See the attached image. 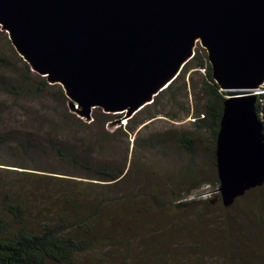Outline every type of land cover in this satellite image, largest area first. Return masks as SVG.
I'll return each instance as SVG.
<instances>
[{
    "label": "water",
    "instance_id": "water-1",
    "mask_svg": "<svg viewBox=\"0 0 264 264\" xmlns=\"http://www.w3.org/2000/svg\"><path fill=\"white\" fill-rule=\"evenodd\" d=\"M0 29L78 117L121 124L151 105L198 45L227 92L216 142L224 206L264 184V0H0Z\"/></svg>",
    "mask_w": 264,
    "mask_h": 264
},
{
    "label": "rangeland",
    "instance_id": "rangeland-1",
    "mask_svg": "<svg viewBox=\"0 0 264 264\" xmlns=\"http://www.w3.org/2000/svg\"><path fill=\"white\" fill-rule=\"evenodd\" d=\"M0 57L4 58V63L0 60V83L4 80L7 85L21 87L28 80L24 76L35 81L37 73L26 68L27 63L1 29ZM183 73L184 69L171 88L160 93L156 107L148 105L116 125L111 122L121 119V115H106L99 109L93 111L91 121L78 117L57 87L43 100L45 104L26 97L16 100L0 91V121L18 132L39 126L40 120L35 124L37 118H44L47 123L44 115L48 114L43 108L55 107L50 117L62 129L52 134L54 139L72 147L78 163L89 162L92 166V171L80 168L72 176L69 174L75 163L63 161L58 165L63 172L59 177L100 183L89 188L108 192L112 198L130 197L108 203L103 211L110 214L108 230L99 226L100 232L98 227L95 232L102 237L108 232L111 238L93 241L89 250L67 264H264V184L226 207L217 195L220 183L216 148L208 129L196 134L193 159L182 149L181 138L196 128L195 110L202 108L199 87L205 71L190 70L185 75V85ZM257 93H264V87ZM153 108L161 113L147 119L146 113ZM46 123L40 128L44 135L51 131ZM6 126H0V133ZM155 136L164 142L154 148L145 146L146 140ZM1 153L4 163L0 162V182H15L14 178H22L23 172L38 175L33 187L50 186L47 178L55 175L48 172L49 167L57 164L46 159L47 155L42 159L33 154L31 161L13 143L5 144ZM104 166L123 171L119 182L83 177ZM186 192L192 194L182 197ZM183 201L193 202L177 208L176 204Z\"/></svg>",
    "mask_w": 264,
    "mask_h": 264
},
{
    "label": "trees",
    "instance_id": "trees-1",
    "mask_svg": "<svg viewBox=\"0 0 264 264\" xmlns=\"http://www.w3.org/2000/svg\"><path fill=\"white\" fill-rule=\"evenodd\" d=\"M0 60L4 63V58L0 57ZM26 68L30 70L28 64H26ZM183 69L184 85L185 75L190 70L205 71L199 87L203 97L202 108L195 110V114L198 117L197 120H194L196 128L185 134L180 142L182 149L193 159L196 134L198 135L201 129H208L216 148L227 92L221 90L213 79L212 68L203 48H196L194 57ZM24 77L29 81H25L26 84L21 87L14 84L7 85V82L3 80L0 83L1 93L8 97H14L16 100H22L26 97L35 102L41 101L44 104L43 100L49 96L52 88L57 87L63 96L64 90L60 85L49 84L47 79L39 74H36L35 81H32L28 76ZM172 84L166 90L171 88ZM158 96L151 104V107H156ZM53 107V105H46L43 108L46 110L45 113L48 114L47 116L44 115L45 118L48 117L47 123L44 118H37V122L36 119H33V122H36L35 124L40 120V124L37 127L31 126L33 128L29 131L18 132L17 129L11 127L12 125L6 126L4 122L0 121V126H6L3 129L4 131L0 133V155H3L1 152L4 150L5 144L13 143L16 149L23 150L24 156L31 161H34L32 158L33 154L35 156L39 155L40 158L47 155V158H45L52 159L57 166L63 161H73L75 163L74 170L70 171L69 175L75 176L80 168L91 169L92 171V166L89 162L78 163L76 151L72 147L54 139L55 137L52 134H58L62 129V125L57 124L53 121L55 119L50 117L51 111H54L55 108ZM256 110L264 125V93L258 95ZM159 113L161 111L153 108L146 113L147 119H152ZM30 118L28 119L31 120ZM43 123L51 126V131L47 132L46 135L40 129ZM35 128L37 129L35 130ZM163 142L164 139H161V137H150L146 140L145 146L154 148V146ZM214 155L216 156V152H214ZM0 162L3 161L0 160ZM13 166L20 167L18 165ZM57 166L49 167L51 171L48 172L55 175L47 178L51 182L50 186L38 184L33 187V180L38 175L23 172L20 174L22 178H14L17 179L15 182H0V264L72 263L79 254L91 248L93 241L96 240L95 242H97L100 238H111L108 232H105L103 237L102 234L95 232L97 227L98 232H100L99 226L104 230H108V223L111 222L110 214L105 215L103 211H106L105 208L108 203H113L117 200H130V197L125 195L112 198L108 192H95L96 190L89 188V186H95V184L99 186L100 183H84L82 181H73V179L66 177H59L63 172H61L60 166ZM30 169L37 170V168ZM92 173L88 171V174L83 177L99 181H114L116 183L123 176V171H117L108 166L100 167ZM104 188H107V186H104ZM190 194L192 192H186L182 197ZM217 195L219 196L220 193ZM191 202L193 201L179 202L176 206L177 208H184ZM103 213L104 216L100 218Z\"/></svg>",
    "mask_w": 264,
    "mask_h": 264
},
{
    "label": "bare ground",
    "instance_id": "bare-ground-1",
    "mask_svg": "<svg viewBox=\"0 0 264 264\" xmlns=\"http://www.w3.org/2000/svg\"><path fill=\"white\" fill-rule=\"evenodd\" d=\"M257 91H258V90H256V91L254 90L253 92H256V93H257Z\"/></svg>",
    "mask_w": 264,
    "mask_h": 264
}]
</instances>
